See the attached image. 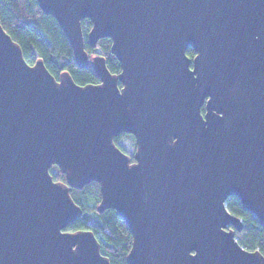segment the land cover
<instances>
[{"label":"water","instance_id":"1","mask_svg":"<svg viewBox=\"0 0 264 264\" xmlns=\"http://www.w3.org/2000/svg\"><path fill=\"white\" fill-rule=\"evenodd\" d=\"M38 3L101 81L56 79L0 24V264H112L92 230H64L83 212L71 187L92 181L98 210L131 230L128 264H264L226 206L237 196L264 225V0ZM85 18L92 47L111 38L119 74L89 57Z\"/></svg>","mask_w":264,"mask_h":264},{"label":"trees","instance_id":"2","mask_svg":"<svg viewBox=\"0 0 264 264\" xmlns=\"http://www.w3.org/2000/svg\"><path fill=\"white\" fill-rule=\"evenodd\" d=\"M0 24L22 47L28 63L35 64L38 59H43L56 79L59 80L63 72H69L79 84H96L101 81L91 64L86 67L77 64L66 33L53 15L42 11L38 0H0ZM82 27L89 57L94 54L104 56L109 70L119 74L122 70L121 62L111 50V38H100L97 45L92 47L87 37L92 27L90 19H83ZM187 54L193 58L195 50L189 47ZM114 142L131 157L132 162L135 161L137 142L133 134L122 132L114 137ZM50 172L55 180L67 183L66 174L58 165H52ZM71 195L83 212L64 230H92L100 242L101 252L109 257L112 264H128L127 255L133 241L131 230L114 208H106L102 212L98 210L102 197L100 184L92 181L81 188L72 186ZM226 206L243 221L242 230H236L240 244L264 255V225L253 212L244 209L239 197L230 196Z\"/></svg>","mask_w":264,"mask_h":264}]
</instances>
